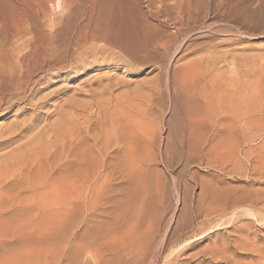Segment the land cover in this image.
I'll use <instances>...</instances> for the list:
<instances>
[{
	"label": "bare ground",
	"instance_id": "6f19581e",
	"mask_svg": "<svg viewBox=\"0 0 264 264\" xmlns=\"http://www.w3.org/2000/svg\"><path fill=\"white\" fill-rule=\"evenodd\" d=\"M221 25H232L243 35L248 34L252 26L253 30L260 28L264 25V0H0V120L6 122L0 123V234L12 229L10 215L24 199L25 194L18 191L24 185L31 199L45 192L53 194L69 190L71 206L61 209V213L71 216L73 222L85 219L83 216L88 213L89 201L99 205L116 194L113 208L103 212L109 220L102 224L98 246H90L85 240L83 246L72 248L66 259L58 256L55 264H229L230 258L233 259L229 255H232V250L238 251L251 242L238 237L232 241L234 245L229 246V231L225 230L229 229L230 218L223 209L225 206L216 209L207 201L199 204L202 201L198 199L197 205L192 206L190 211L181 207V214L170 216L164 208L149 207L147 190L150 187L127 185L121 188L122 184L132 180L131 175L136 167L146 166L145 163L136 162L135 157L140 150L138 145L149 136L129 123L132 110L115 111L114 108V112H110L112 100L108 101L105 96L112 95L111 86H105L97 93L92 91L91 101L68 96L67 91L56 88L73 75L81 76L88 70L104 65H110L109 69L124 65L128 71H134L136 66H154L160 72L157 80L161 82L169 74L171 57L181 50L186 40L203 30L215 34ZM209 43L197 45L196 50H204V47L210 46ZM217 50H208L207 53L206 50L203 56L200 53V60L197 63L193 62L195 59L190 61L194 64H187L183 73L189 75L196 65L201 64L205 69L202 72L206 71L201 75V84H204L202 79L220 78V69L225 67L219 69V65L225 61L229 51H221L222 55ZM225 62L229 63V60ZM198 71L193 72L197 74ZM199 80L196 82L200 83ZM128 87L129 83L126 82ZM153 89L163 104L164 84L157 82ZM197 93L207 101L200 91ZM220 94L216 95L215 110L218 113L216 111L215 117L212 114L209 118L220 121L224 115L228 122L229 103L224 105ZM223 94L227 95L225 92ZM108 116L113 121L101 122L102 117L106 119ZM122 118L127 121L126 124ZM94 125L99 127V134L92 133ZM203 125L207 126V123ZM215 125L204 128V134L213 136L226 133ZM142 134L145 139L141 137ZM255 157L262 165L261 160L258 161L259 156ZM251 163V172L262 179L263 165L262 170ZM118 169H126L131 180L128 182L127 177L119 180L114 176ZM261 183L264 186V182ZM203 184L206 185L205 182ZM103 185L111 187L109 192L104 191ZM201 185L200 188L205 186ZM204 188L203 193L208 190ZM219 189L222 190V187ZM218 194L220 198V192ZM216 200L218 203L219 199ZM260 201L256 199V203ZM247 203L249 205L250 201ZM89 220L86 218L82 222L88 226ZM240 227L235 231L241 234L244 228ZM15 229L18 230L19 226ZM258 248L255 252H258ZM233 261V264L240 262ZM261 263H264L263 260Z\"/></svg>",
	"mask_w": 264,
	"mask_h": 264
},
{
	"label": "rangeland",
	"instance_id": "374dc122",
	"mask_svg": "<svg viewBox=\"0 0 264 264\" xmlns=\"http://www.w3.org/2000/svg\"><path fill=\"white\" fill-rule=\"evenodd\" d=\"M57 10L60 11L59 7ZM217 28H219L218 34H213L214 32L210 30H203L194 35L192 39L186 40L182 46L181 41L179 44L181 50L171 57L170 66H168L169 74L164 76L161 82L157 80L160 72L154 66L153 68H140V66L137 68L136 66L134 71H128L124 65L110 69V65H104L97 69L88 70L81 76L73 75L69 80L63 82V84L57 85L59 87L56 86V88L65 92L67 91L68 96H76L77 99L91 101L92 91L97 93L104 89L105 86L110 85L113 93L110 97V94L105 96L108 101L112 100L110 112H114V108L115 111L127 109L131 112L132 110L129 123H133V125L140 128L149 136L148 138L142 134L141 137L146 139L138 145V149L140 150L137 157H135L136 162L145 163L146 166L136 167L131 175L132 180L126 169H118L114 172V174L117 173L114 176L119 180L127 177L128 182L130 180L133 181H130L128 184H122L121 188L124 186L133 187V185L145 188L150 187V192L147 190L149 207L152 206L151 208H154L157 206L158 208H164L170 216L171 214L175 216L179 215V213L181 214L183 210L181 207H186L190 211L192 206H196L199 200L202 201L199 204H205L207 201L208 204H213L216 209L220 207L222 209V206H225L223 209H226L230 218H228L229 229L225 230L229 231V246L230 244L234 245L232 241L238 237H241L240 239H244L246 242L249 239L251 242L250 244H246L243 247L244 249L241 248L238 251L233 249V252L231 251L232 255L229 254L233 258H230L229 264H233V260H236V262L240 261L237 262L238 264H255L258 260L257 264H260L261 260L264 262V205H260L261 203L264 204V198H262L264 196V186L261 185V182H264V175L262 179L257 174L254 176V173L251 172L250 163H255L253 167L257 165L256 167L259 169H264V158L262 157L264 156V25L254 30L252 26L248 31L249 33L244 35L232 25H221V29L220 26ZM204 42H210L211 44L209 43L208 45L210 46L204 47V50L197 51V45ZM216 43L218 44L216 45ZM217 48V51H220V53L221 51L222 53L229 51L225 57V61L229 60V63L224 61L221 63V66L219 65V69L225 67L222 68L223 70L220 69L219 74L222 75H219L220 78L212 79L210 77L208 79L206 76L208 80L202 79L204 84H201V75L206 73V71H204L205 73L202 72L205 69H203L204 67L201 64L198 67L196 65L192 72L190 71L192 73H190L191 75L189 74L190 76L183 73L187 64L189 66L193 62L197 63L201 58L200 55L203 56L206 50L207 53L208 50L209 52L215 51ZM195 54L198 55V59ZM194 59L195 61H193ZM190 61L193 62L190 63ZM189 69L191 70L192 67H189ZM193 71H198V73L196 74ZM198 80L200 83L196 82ZM177 81H179V84ZM126 82L129 83L128 88H126ZM157 82L164 84L165 100L163 104L159 101V95L156 90L153 89ZM147 88L152 90L149 92ZM198 91H200L207 101L199 97ZM218 91L219 93H217ZM224 92L227 95H224ZM219 94L224 105L229 103L228 122L225 120L226 116H222L221 114L223 118L225 117L224 122L222 121V117L220 121L214 118L218 113V110H215V105L217 102L216 95ZM129 98L132 99L130 100ZM206 102L207 104H205ZM128 105H130V108ZM141 112L142 114L140 115ZM222 113H224L223 110ZM211 115L214 117L210 119ZM239 116L242 117L239 119ZM101 120H103L101 122H106V120L109 122L113 121V118L108 116L106 119L102 117ZM121 120L126 124V120H123V118ZM4 122L5 120H0L1 124ZM203 123H207V126L203 125ZM212 123L214 124L212 125ZM215 123H218V127ZM214 125L217 128L221 127L223 132L226 133L223 135L222 133L214 134L213 136L205 135L204 131ZM93 130L92 133L94 134L100 133L97 125H94ZM255 156H261V159L258 157V161L261 160L263 167L260 165V161L257 162ZM200 185L201 187L205 185L203 187L206 188L203 190L208 189L207 192H204L206 193L205 195L202 191L203 187L200 188ZM209 185H212V187ZM218 187H222V190L228 193L224 194L221 189L218 190ZM103 188L106 192H109L111 189L107 185H103ZM211 189L212 192H210ZM18 191H21L25 195L21 205L15 207L16 210L10 215L12 229L0 234V264H55L58 256L66 259L68 252L74 247L83 246L85 240L86 244L90 246H98L102 224L104 221L109 220L107 214L104 213V215L103 212H109L115 205L113 203L116 202V194H113L111 198L101 202V204L99 203V205L95 201H89L88 208L90 210L88 209V213L90 215L87 213V216H83L85 219H90L89 225L86 226L82 222L85 219L81 220L80 218L73 222L71 216L61 213V209L68 207V205L71 206V202H69V190L53 194L45 192L37 196L36 199H31L30 194L25 191V185ZM242 191L243 193H241ZM244 191L247 192V195ZM218 192H220V198ZM213 193H216L215 195L218 198ZM239 193H241L242 198ZM259 193L261 194L259 195ZM254 194H256V197H254ZM198 195H201L200 197L203 195L205 198L202 197L201 199ZM257 195L259 196L257 197ZM189 196L190 199L188 198ZM212 196H215V198ZM243 196H247L249 199ZM182 197L184 201H182ZM235 197L238 199H236L237 201L234 199ZM185 198L187 199L185 200ZM223 198L225 199L224 204H222ZM252 198L255 199H253L254 204H252ZM216 199H219V204L216 202ZM246 199L248 200L245 202ZM256 199L257 201H261L256 203ZM213 200L215 202H211ZM242 200L243 202H241ZM249 201L248 205L247 202ZM230 205L233 206L230 207ZM230 208L233 209L230 213L231 216L229 214ZM232 211H236V213L234 212L233 214ZM232 216L235 217L233 218ZM232 219L234 221H231ZM249 221H252L253 225ZM244 222L250 224L249 227L247 223L245 226ZM16 226H19L18 230L15 229ZM238 227L244 228L241 234L246 235V237L235 231ZM261 227L263 228L261 229ZM247 228L250 229H248L249 232H247ZM249 247L255 248L252 250L253 248L250 249ZM256 248H258L257 253L255 252ZM259 251H262V253H259Z\"/></svg>",
	"mask_w": 264,
	"mask_h": 264
}]
</instances>
